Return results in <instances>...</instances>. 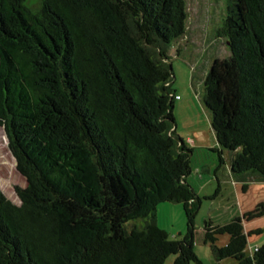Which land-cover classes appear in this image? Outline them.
<instances>
[{"label":"trees","instance_id":"16d2710c","mask_svg":"<svg viewBox=\"0 0 264 264\" xmlns=\"http://www.w3.org/2000/svg\"><path fill=\"white\" fill-rule=\"evenodd\" d=\"M222 1L217 38L230 55L214 59L202 94L218 142L215 196L227 166L232 180L264 181V0ZM188 20V0H0V126L27 180L20 204L0 189V264H202L194 147L174 115L171 49ZM165 202L183 205L179 239L158 224ZM263 215L260 204L205 222L218 264H264V244L247 253L261 230L244 226Z\"/></svg>","mask_w":264,"mask_h":264},{"label":"rangeland","instance_id":"374dc122","mask_svg":"<svg viewBox=\"0 0 264 264\" xmlns=\"http://www.w3.org/2000/svg\"><path fill=\"white\" fill-rule=\"evenodd\" d=\"M189 20L187 34L173 45L171 49L172 64L175 72L174 87L177 89L174 115L177 121L178 134L189 145V137L196 143L192 155V173L188 177L197 193L202 197V205L196 216L194 250L202 264H218L214 259L211 247L205 242V222L211 220L215 225L228 223L240 210L241 204L236 193L237 185L229 178V169L219 173L221 190L216 178L219 163L218 153L211 148L218 142L211 127V113L206 108L202 94L205 77L214 59H225L230 55L227 43L217 38L222 24L225 4L222 0H188ZM180 49V52L178 50ZM200 134V135H198ZM203 139L201 142L200 140ZM249 188L244 191V185ZM26 178L17 169V159L10 149L9 137L4 126H0V189L14 203L20 204L16 188H25ZM239 195L247 212L256 209L264 199V182H240ZM204 197H209L205 199ZM157 221L170 237L179 239L187 233V217L181 203L165 202L158 206ZM142 225L143 220L132 222ZM246 232L264 228V216L244 222ZM228 235H222L218 244L225 245ZM264 244V230L248 237L247 253L253 254L252 247ZM175 256L167 259L172 264ZM219 264H238L227 258Z\"/></svg>","mask_w":264,"mask_h":264},{"label":"crops","instance_id":"0c3cea01","mask_svg":"<svg viewBox=\"0 0 264 264\" xmlns=\"http://www.w3.org/2000/svg\"><path fill=\"white\" fill-rule=\"evenodd\" d=\"M198 135H200V134H198ZM214 135H215V133H214ZM215 138H216V136H215ZM203 139H201L200 141L201 142H203L204 143V141H202ZM189 147H193L192 145L194 144L195 145V143H196V141H195V139L194 138H191V137H189ZM227 168L229 169V167L227 166ZM233 181V183L234 184H236L237 185V187H236V193H238L237 194V197H238V201H240V204H241V207H240V210H239V212L237 213V215H235L234 216V218L235 217H237V216H243L245 213H247V211H246V209H245V207L243 206V203H241L242 202V197L239 195V186H238V183H240V181H235V180H232ZM250 181H257V180H250ZM249 181V182H250ZM257 182H264V181H257ZM248 183V182H247ZM249 188V185L247 184V189ZM246 189V190H247ZM246 190H244V191H246ZM261 204H264V199H263V202L261 203ZM264 216V215H263ZM245 221H247V220H245ZM244 221V222H245ZM245 226V225H244ZM258 230H261V232L260 233H262L263 232V230H264V228H262V227H259L258 228ZM246 231V230H245ZM246 233H251V232H246ZM260 233H258V234H260ZM249 236H251V235H249ZM229 240V239H228ZM228 242V241H227ZM260 246H262L261 244H257V246L256 247H260ZM256 247H250L251 248V250H253L254 248H256ZM251 255V254H250Z\"/></svg>","mask_w":264,"mask_h":264},{"label":"built area","instance_id":"2783aa9c","mask_svg":"<svg viewBox=\"0 0 264 264\" xmlns=\"http://www.w3.org/2000/svg\"><path fill=\"white\" fill-rule=\"evenodd\" d=\"M257 250H258V247L254 248V249L252 250V252L254 253V252L257 251Z\"/></svg>","mask_w":264,"mask_h":264}]
</instances>
